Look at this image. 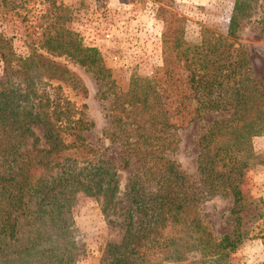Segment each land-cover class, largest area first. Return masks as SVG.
I'll return each instance as SVG.
<instances>
[{"label":"trees","instance_id":"obj_1","mask_svg":"<svg viewBox=\"0 0 264 264\" xmlns=\"http://www.w3.org/2000/svg\"><path fill=\"white\" fill-rule=\"evenodd\" d=\"M257 10L264 13V0H241L227 36L208 38L205 29L194 45L183 38L179 14L160 5V71L132 74L125 90L96 47L49 34L47 52L65 51L100 78L103 96L111 99L102 134L116 148V161L86 140L93 121L85 112L49 89L59 82L86 93L81 77L40 50L18 54L0 32V264H78L83 247L72 212L78 192L94 196L105 217L126 201L123 234L107 249L106 264H161L150 257L144 263L139 249L145 243L158 244L170 263L224 264L243 239L264 238V223L253 224L264 214H242L247 202L239 187L254 155L252 138L264 131V85L251 75L244 47L228 39ZM211 114L198 137L202 153L191 179L164 150L176 149L179 127ZM216 195L232 197L235 219L220 239L198 213V200ZM193 251L200 256L191 258Z\"/></svg>","mask_w":264,"mask_h":264},{"label":"rangeland","instance_id":"obj_2","mask_svg":"<svg viewBox=\"0 0 264 264\" xmlns=\"http://www.w3.org/2000/svg\"><path fill=\"white\" fill-rule=\"evenodd\" d=\"M240 2L241 0H0V32L5 37H11L18 54L25 55L32 48L40 50L62 60L81 77L87 88L86 93L76 92L69 85L59 82L51 83L49 89L52 92L56 90L69 99L75 108L85 112L93 121V126L83 132L86 140L96 147L100 156L116 161V148L102 134L109 126L107 112L111 99L103 96L100 78L65 51L60 54L47 52V37L56 31L64 42L76 41L96 47L116 85L125 90L132 74L151 76L160 71L161 32L164 24L158 13L160 5L170 7L179 14L182 18L183 38L190 44L199 45L205 29L208 38L227 36L230 18L237 14ZM235 35V38L228 39L236 40V44L240 43L244 47L250 60L251 75L260 85H264V13L257 10L250 18L244 17ZM3 78V63L0 60V81ZM212 118V114L207 115L179 127L176 131V149L164 150V154L176 161L191 175V179L197 176V161L202 153L198 137ZM37 134L42 136V131L37 130ZM252 150L254 155L248 160L239 184L242 202H247L242 214H264V131L252 138ZM121 200L109 217H105L100 209V202L94 196L83 192L76 194L72 212L78 228L76 239L83 247L78 255V264H106L107 249L113 242H118L123 234L121 214L126 201L124 197ZM232 208V197L229 195L198 200L201 221L216 239L233 231L235 219ZM247 216L242 217L244 226L249 225ZM258 220L260 224L264 223V216L253 220V224ZM259 228L261 226L254 230ZM166 231L167 229L162 230L164 234ZM156 238L160 239V236L156 235ZM139 252L144 255V263L146 257H150V260L161 261V264H174L163 260L156 243H145ZM189 255L193 259L200 256L198 251ZM221 261L224 259L219 262ZM224 264H264V238L256 236L243 239L229 251Z\"/></svg>","mask_w":264,"mask_h":264}]
</instances>
